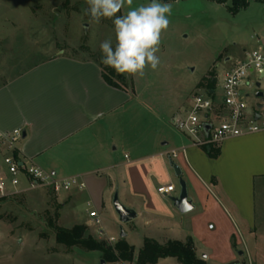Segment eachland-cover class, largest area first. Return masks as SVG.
<instances>
[{
  "label": "rangeland",
  "instance_id": "1",
  "mask_svg": "<svg viewBox=\"0 0 264 264\" xmlns=\"http://www.w3.org/2000/svg\"><path fill=\"white\" fill-rule=\"evenodd\" d=\"M150 2L134 0L133 6ZM163 2H171L173 7L170 26L162 34L157 53L160 58L158 69H146L143 78L125 74V86L138 92V99H134L133 104L144 106L140 118L146 119L154 134L158 131L160 137L174 146L180 139H192L177 128L176 123L188 115L194 94L207 93L208 76L211 73L219 75L230 65V58L243 49H264V1L249 0L246 8L236 7L234 0ZM87 7L86 0H0V83L59 54L101 61L99 45L106 39L115 43L114 25L110 19L94 22L85 13ZM126 11L127 8L122 9L119 14ZM102 66L107 70L108 66ZM215 88L216 98L221 101V89ZM249 92L247 102L253 108L257 102L255 87ZM236 138H252L254 149L249 140L248 148L243 143L230 141L220 148L217 156L207 154L220 174L215 178L220 182L215 190L220 196L222 193L223 201L231 211L234 207L227 195L250 216L254 231L250 233L244 221L240 222V227L248 236L257 238V249L264 255V133ZM9 154L7 147L0 145L3 167L4 158ZM177 188L180 191L178 177ZM69 193L38 188L0 197V224L18 235L19 240L23 239L20 243L14 235L0 236V264H101L98 252L68 249L56 241L55 226L71 228L90 218L91 207L80 197L72 217H66L61 204L66 202ZM113 201L114 196L111 203L101 209L106 233L120 239L124 231L129 241L136 248L140 247L139 243L149 233V226H144L142 217L122 223ZM250 210L255 211L252 218ZM92 236L100 239L96 233ZM72 252L71 256L65 254ZM243 262L249 264L248 259Z\"/></svg>",
  "mask_w": 264,
  "mask_h": 264
},
{
  "label": "crops",
  "instance_id": "2",
  "mask_svg": "<svg viewBox=\"0 0 264 264\" xmlns=\"http://www.w3.org/2000/svg\"><path fill=\"white\" fill-rule=\"evenodd\" d=\"M246 52L243 49L230 58V65ZM134 99H138V92L127 86L110 85L95 60L55 55L0 83V133L22 129L25 137L17 142L14 150L22 161L38 165L60 178L75 176L85 181V189L70 191L66 202L61 204L67 218L74 214L79 197L87 201L90 211L97 210L101 217V209L111 203L117 190L123 204L137 213L135 219L142 217L144 226H149V233L138 248L129 241L128 235L125 237L136 253L145 238L162 244L191 238L197 256L208 264H243L244 259L249 264H264L263 252L257 249V238L248 236L240 227L244 221L249 232L254 231L250 216L227 195L234 207L231 211L222 193L220 196L215 190L220 185L215 178L220 174L207 155L208 147L195 145L190 137L191 141L183 138L170 146L158 131L154 134L146 119L140 118L143 105L133 104ZM250 139L236 138L212 146L220 150L233 141L248 148L252 142L254 149ZM183 148L186 155L180 152L177 158H171L170 150ZM171 162L182 170L194 205L190 212H179L171 200L180 192ZM0 172L6 175V168L1 164ZM168 185H174L175 191L161 195L158 188ZM29 190L34 189L24 179L17 188L9 185L10 195ZM250 215L254 217L255 211ZM78 224L87 227V234L97 231L91 217ZM10 234L16 241L20 239L0 224V236ZM65 254L71 256L73 252ZM156 264L181 263L177 258L168 257Z\"/></svg>",
  "mask_w": 264,
  "mask_h": 264
},
{
  "label": "built area",
  "instance_id": "3",
  "mask_svg": "<svg viewBox=\"0 0 264 264\" xmlns=\"http://www.w3.org/2000/svg\"><path fill=\"white\" fill-rule=\"evenodd\" d=\"M257 74V77L254 75ZM264 49L257 48L245 53L243 58L235 60L224 74L216 75V86L220 87L222 100L216 98V88L208 89L205 95L196 93L192 97L188 115L178 120L176 127L193 139L197 146L209 147L220 142L245 135L264 133ZM260 84L258 87L257 85ZM255 87L257 102L251 108L247 98ZM257 92L263 96L258 97ZM206 125H210L207 130ZM24 136L22 129L11 133H0V144L11 153L4 158L6 175L0 172V197L10 195L9 185L17 188L24 179L29 188H48L54 193L85 189L86 183L79 177L60 178L33 163H25L14 150ZM186 155V149H172L169 154L175 159L179 154ZM175 191L174 185L161 186L158 192L169 195ZM89 216L97 227V235L108 244H115L118 239L109 236L102 226V219L97 210H91ZM118 264V263H116Z\"/></svg>",
  "mask_w": 264,
  "mask_h": 264
},
{
  "label": "clouds",
  "instance_id": "4",
  "mask_svg": "<svg viewBox=\"0 0 264 264\" xmlns=\"http://www.w3.org/2000/svg\"><path fill=\"white\" fill-rule=\"evenodd\" d=\"M85 13L96 23L110 19L114 25L115 43L106 39L99 45L101 63L119 75L143 78L146 69H158L162 34L170 26L172 3L151 0L134 5V0H86ZM127 8L125 14L122 9ZM119 14V15H118Z\"/></svg>",
  "mask_w": 264,
  "mask_h": 264
},
{
  "label": "trees",
  "instance_id": "5",
  "mask_svg": "<svg viewBox=\"0 0 264 264\" xmlns=\"http://www.w3.org/2000/svg\"><path fill=\"white\" fill-rule=\"evenodd\" d=\"M234 3L236 7L246 8L249 0H234ZM96 62L101 66L103 77L110 85L115 87L126 85L125 75L117 74L110 67L104 70L101 62L97 60ZM216 75L215 73H211L208 76V89L215 88ZM206 150L210 156H217L219 154V147L210 146ZM14 154L18 156L16 152ZM54 228L57 243L72 250L79 248L86 251H96L100 253L101 259L106 263L123 261L135 264H156L161 259L174 257L181 264H208L206 260L197 256L196 248L191 238L185 242L169 240L163 244L155 239L145 238L143 246L136 253L135 247L130 245L125 238H120L115 244L111 245L105 240H100L90 234H86L87 227L84 224H75L71 228L61 226H55Z\"/></svg>",
  "mask_w": 264,
  "mask_h": 264
},
{
  "label": "water",
  "instance_id": "6",
  "mask_svg": "<svg viewBox=\"0 0 264 264\" xmlns=\"http://www.w3.org/2000/svg\"><path fill=\"white\" fill-rule=\"evenodd\" d=\"M258 87L260 84L257 85ZM258 97L263 96L262 92H259L257 94ZM206 129L208 130L210 128V125L205 126ZM25 137V134L24 136ZM209 149V147H208ZM172 168L175 172V175L179 178V184H180V192L177 196L171 197V200L174 204V206L179 210L181 213H187L190 212L191 210L194 209L193 201L191 198L188 196L187 192V184L186 181L182 177V170L180 166L174 162H171ZM114 208L119 215V219L122 223H128L132 220H134L137 217V213L135 210L125 206L119 199L117 192L114 195ZM127 234L122 231L120 238H125ZM240 255H243V252H240ZM101 264H106L104 260H101Z\"/></svg>",
  "mask_w": 264,
  "mask_h": 264
},
{
  "label": "flooded vegetation",
  "instance_id": "7",
  "mask_svg": "<svg viewBox=\"0 0 264 264\" xmlns=\"http://www.w3.org/2000/svg\"><path fill=\"white\" fill-rule=\"evenodd\" d=\"M257 93H259V92H257Z\"/></svg>",
  "mask_w": 264,
  "mask_h": 264
}]
</instances>
